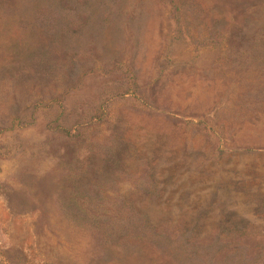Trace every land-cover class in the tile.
Returning a JSON list of instances; mask_svg holds the SVG:
<instances>
[{"label":"rangeland","instance_id":"rangeland-1","mask_svg":"<svg viewBox=\"0 0 264 264\" xmlns=\"http://www.w3.org/2000/svg\"><path fill=\"white\" fill-rule=\"evenodd\" d=\"M0 264H264V0H0Z\"/></svg>","mask_w":264,"mask_h":264}]
</instances>
